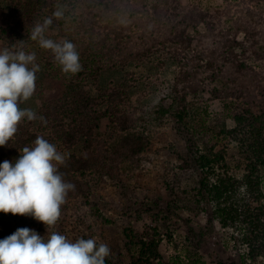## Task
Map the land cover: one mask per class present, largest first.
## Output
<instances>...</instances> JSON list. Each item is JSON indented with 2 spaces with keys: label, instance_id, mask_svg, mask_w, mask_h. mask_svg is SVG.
<instances>
[{
  "label": "trees",
  "instance_id": "1",
  "mask_svg": "<svg viewBox=\"0 0 264 264\" xmlns=\"http://www.w3.org/2000/svg\"><path fill=\"white\" fill-rule=\"evenodd\" d=\"M58 4L64 6L65 17H53L45 35L73 42L82 64L80 72L65 80L52 53L30 39L36 23L51 17ZM2 11L9 31L0 30V50L15 45L35 52L40 69L35 94L51 100L35 121L25 118L8 145L0 147V164H14L38 136L65 154L59 171L75 190L61 207L57 224L74 223L87 232L115 224L125 234L121 245L110 248L105 264H156L160 227L140 231L131 220L150 216L159 206L157 197L175 208L182 177L191 173L197 177L191 207L208 209L223 229L232 230V240L251 260L264 258V0H221L215 5L201 0H0ZM205 39L215 45L205 46ZM153 63L172 65L175 77L163 84L156 103L136 105V71ZM113 70L124 73L117 84L105 86L97 96L84 88ZM204 94L208 99L202 102ZM215 102L222 110H211ZM103 120L115 128L114 135L102 134ZM170 128L187 144L178 151L179 171L165 183L172 194L141 200L131 189L153 165L154 144ZM107 183L127 190L122 206L131 214L128 225L96 205ZM28 219L32 217L0 212L3 227L8 220L27 227Z\"/></svg>",
  "mask_w": 264,
  "mask_h": 264
},
{
  "label": "clouds",
  "instance_id": "2",
  "mask_svg": "<svg viewBox=\"0 0 264 264\" xmlns=\"http://www.w3.org/2000/svg\"><path fill=\"white\" fill-rule=\"evenodd\" d=\"M53 17L64 19L63 5L58 4L42 24L36 23L30 39L52 53L62 72L76 74L82 70L76 45L67 38L54 40L45 35ZM39 70L35 52H25L15 45L0 50V147L8 145L25 118H38L35 111L22 109L20 104L33 97ZM39 119L47 123L44 117ZM65 160L55 144L38 136L34 146L20 151L14 164L8 160L0 164V212L31 216L47 228L45 237L20 228L0 240V264H105L111 251L108 244L95 238L72 241L58 232H48L59 221L69 192L75 190L59 171Z\"/></svg>",
  "mask_w": 264,
  "mask_h": 264
},
{
  "label": "rangeland",
  "instance_id": "3",
  "mask_svg": "<svg viewBox=\"0 0 264 264\" xmlns=\"http://www.w3.org/2000/svg\"><path fill=\"white\" fill-rule=\"evenodd\" d=\"M187 1L183 0L184 3H187ZM201 1L204 5H208V3L214 5L221 3V0ZM0 30L9 31L8 17L3 11L0 12ZM203 44L207 47H213L215 42L205 39ZM37 53V59L40 60L42 53L40 51H37ZM155 64L144 65L136 71L140 78V84L134 89L133 93V102L136 105L146 106L156 103L157 98L163 93V84H171L175 77V69L172 65L167 64L163 68H160ZM130 70H132L131 67ZM73 75L75 74L65 73L62 75L64 76L63 80ZM123 75V72L117 70L107 71L103 73L97 82L89 81L85 83L84 88L91 95L97 96L105 86L113 83L117 84ZM210 90L211 88L208 87V91ZM45 92H49L48 87H46ZM200 99L202 102H205L208 99V95L204 94ZM50 100H44L43 97L37 96L34 93L31 99L24 102V107L35 111L38 116V111L45 108ZM211 110H222V104L215 102L212 104ZM100 127L102 134L106 137L115 134V128L109 124L108 120H103ZM166 130L163 131L164 133L161 138L156 140L154 144L153 165L142 172L141 183L136 188L131 189L136 192L141 200L154 199L160 195L168 197L172 194L166 188L165 183L174 178L173 171H179L180 156L178 151L180 149L185 151L187 144L178 134L176 128H170L167 132ZM207 138H211V136H207ZM261 175L262 190L264 191V168ZM182 179L184 180L183 186L180 185L179 187L181 189L185 187L186 192L184 193L183 190L177 188L181 198L178 203L174 204L175 208L163 205L162 201L157 197L156 201H158L159 206L155 205V208L153 207L150 210V216L144 213L141 222L130 219L132 221V227H137L140 231H143V228L145 230L150 228V225L160 227L162 234L158 244L161 257L156 261V264H175L176 261L180 262L182 260L186 264L194 263L195 260H199L196 264H264V258L254 261L246 256L244 249L232 240L233 231L223 229L218 222L212 219V214L208 209L204 210L201 206L197 208L191 207V204H189L191 203L190 197L193 195L192 192L197 186V177L196 175L187 173L183 175ZM126 191V189L115 188L113 185L107 183L101 189L102 199L100 198L96 203L98 207L100 206L102 209L107 210V214L110 215L112 220H121L124 225H128L127 219L131 215L127 212L126 207L124 208L122 206L126 203ZM181 202L182 205L180 204ZM32 219H28L27 227L8 220L4 227L0 226V237L12 235L20 228L35 230L41 237L47 236L46 226ZM53 231L65 235L72 241L92 235L98 243L104 242L108 244L109 248H116V246L121 245L123 235L125 234L123 229L115 224L106 227L103 226L102 228L95 226L93 231L87 232L74 223H61L48 229L49 234Z\"/></svg>",
  "mask_w": 264,
  "mask_h": 264
}]
</instances>
